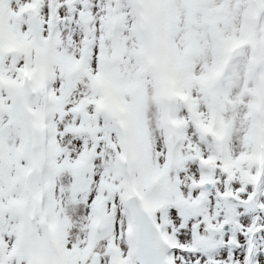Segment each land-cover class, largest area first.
<instances>
[{"label":"snow or ice","instance_id":"1","mask_svg":"<svg viewBox=\"0 0 264 264\" xmlns=\"http://www.w3.org/2000/svg\"><path fill=\"white\" fill-rule=\"evenodd\" d=\"M0 264H264V0H0Z\"/></svg>","mask_w":264,"mask_h":264}]
</instances>
